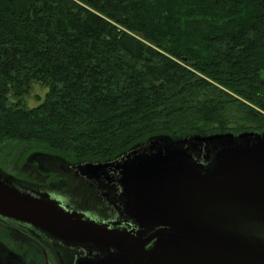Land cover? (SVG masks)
Masks as SVG:
<instances>
[{
	"label": "trees",
	"instance_id": "obj_1",
	"mask_svg": "<svg viewBox=\"0 0 264 264\" xmlns=\"http://www.w3.org/2000/svg\"><path fill=\"white\" fill-rule=\"evenodd\" d=\"M251 131H264V0H0V144L28 145L18 175L33 153L105 162Z\"/></svg>",
	"mask_w": 264,
	"mask_h": 264
},
{
	"label": "water",
	"instance_id": "obj_2",
	"mask_svg": "<svg viewBox=\"0 0 264 264\" xmlns=\"http://www.w3.org/2000/svg\"><path fill=\"white\" fill-rule=\"evenodd\" d=\"M82 167L113 192L118 175L130 224L92 219L9 173H0V215L95 250L84 264H264V131L162 137Z\"/></svg>",
	"mask_w": 264,
	"mask_h": 264
},
{
	"label": "flooded vegetation",
	"instance_id": "obj_3",
	"mask_svg": "<svg viewBox=\"0 0 264 264\" xmlns=\"http://www.w3.org/2000/svg\"><path fill=\"white\" fill-rule=\"evenodd\" d=\"M22 163L34 172L32 175L38 174L35 180L1 167L0 173H9L24 188L48 193L61 205L92 219L130 224L120 218L123 209L116 192L122 187L118 175L113 192L103 179L84 170L83 163L57 155L26 156ZM96 258L97 252L86 245L68 244L30 224L0 215V264H84Z\"/></svg>",
	"mask_w": 264,
	"mask_h": 264
},
{
	"label": "rangeland",
	"instance_id": "obj_4",
	"mask_svg": "<svg viewBox=\"0 0 264 264\" xmlns=\"http://www.w3.org/2000/svg\"><path fill=\"white\" fill-rule=\"evenodd\" d=\"M45 94H46V89H44L43 87H41L39 85H36L35 87H33L31 94L27 97L26 104L29 106L37 105L39 103V100H38L39 96L44 98ZM220 134H222V133H220ZM235 135H237V134H235ZM207 136H209V135H207ZM150 145L151 144L147 145V147ZM27 147H28V145L21 144V143L16 142V141H10V142L0 144V155H1V158L4 162V164H5V167L7 168L9 173L16 174L17 171L19 172V170L16 169L17 166H15V165L11 166V161H12L13 157L16 156V154L21 149L26 150ZM144 148H146V147H144ZM206 154H207V152H204L203 155L206 156ZM36 155H38V154L33 153L30 156H36ZM40 155H43V154H39V156ZM118 159H122V158H118ZM20 167H21V173L25 177H28V178L30 177L31 179H34V180L36 179L38 174L36 173V174L32 175V173H34V172H32L26 164L24 165L22 163V165Z\"/></svg>",
	"mask_w": 264,
	"mask_h": 264
}]
</instances>
